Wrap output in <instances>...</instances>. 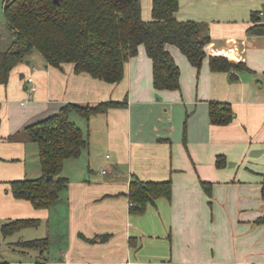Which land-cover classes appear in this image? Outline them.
<instances>
[{
  "label": "crops",
  "instance_id": "1",
  "mask_svg": "<svg viewBox=\"0 0 264 264\" xmlns=\"http://www.w3.org/2000/svg\"><path fill=\"white\" fill-rule=\"evenodd\" d=\"M260 1L180 0L177 18L202 23L212 38L201 68L167 45L181 69L180 90L154 87L144 46L115 83L77 74L72 63L51 66L43 56L12 71L0 84V231L17 219L40 224L3 236L4 253L22 256L10 264H264V34L249 33L264 24ZM224 53L247 64L237 80L210 68L209 56ZM105 101L125 105L89 119L71 114L90 139L85 178L65 175L69 187L47 209L15 198L12 181L43 175L39 147L25 137V128L69 103ZM211 101L232 105L229 124L211 123ZM104 166L110 173L100 172ZM135 177L171 180L172 197L131 213ZM57 210L66 218L64 239ZM99 236L107 238L91 241ZM34 239L50 244L21 246Z\"/></svg>",
  "mask_w": 264,
  "mask_h": 264
},
{
  "label": "trees",
  "instance_id": "2",
  "mask_svg": "<svg viewBox=\"0 0 264 264\" xmlns=\"http://www.w3.org/2000/svg\"><path fill=\"white\" fill-rule=\"evenodd\" d=\"M179 8L180 0H152L151 20H145L142 0H5V18L15 40L10 48L0 51V84H7L12 71L31 60L35 50L51 66L72 63L77 74L120 82L126 63L144 46L153 62L154 87L160 91L180 90L181 69L167 45L178 47L194 67L201 68L212 38L202 23L179 20ZM249 33L264 34V24L254 25ZM209 63L214 72H229L233 81L238 79V71L248 70L245 60L225 53L210 55ZM124 105L116 101L95 106L69 103L58 114L26 127L23 134L39 147L43 175L12 181L14 197L30 201L38 209L52 207L69 187V179L63 176L65 161L79 158L90 147L89 136L71 119V114L89 119ZM234 117L230 103L210 102L212 124L226 125ZM222 160L219 158V163ZM172 186L171 180L143 181L135 177L128 193L131 213H143L149 202L160 197L170 199ZM39 224V219H17L3 224L1 230L8 237ZM106 238L99 236L91 241ZM49 244L48 239L21 242L25 248L44 249Z\"/></svg>",
  "mask_w": 264,
  "mask_h": 264
},
{
  "label": "rangeland",
  "instance_id": "3",
  "mask_svg": "<svg viewBox=\"0 0 264 264\" xmlns=\"http://www.w3.org/2000/svg\"><path fill=\"white\" fill-rule=\"evenodd\" d=\"M252 4H255V0H251ZM143 3V14L147 15L150 17L151 15V0H142ZM264 3L263 1H260L259 7H262ZM4 6H5V0H0V51L6 50L12 46L14 43L15 37L13 32L11 31L6 18H5V13H4ZM262 10H264V6L262 7ZM42 58V55L40 54L39 51L35 50L33 55H32V65L37 64V62ZM81 128V127H80ZM87 135V133H85ZM88 150L84 151L83 154L77 158V159H70L68 160V163L65 165V170L63 173V176L70 177V179L74 180H83L85 176L87 175V169L89 165L88 161ZM40 164V163H39ZM34 169L38 168L36 164H33ZM41 165L39 166L38 169H40ZM95 168V167H94ZM102 170H105V173H110V168L109 166H104L101 168L100 172ZM103 174V173H102ZM71 180V181H72ZM59 212V221L61 224L60 225V232L59 236L64 239L67 236L64 235L67 233V224L65 222V216L62 212L57 210ZM3 233L0 231V242L2 241L3 238ZM22 256L19 254L15 253H4L3 248L0 246V262L1 261H10L13 259H21Z\"/></svg>",
  "mask_w": 264,
  "mask_h": 264
},
{
  "label": "built area",
  "instance_id": "4",
  "mask_svg": "<svg viewBox=\"0 0 264 264\" xmlns=\"http://www.w3.org/2000/svg\"><path fill=\"white\" fill-rule=\"evenodd\" d=\"M260 16H262L264 18V10L260 11ZM29 81L32 82L33 79L30 78ZM32 90H35V87H33Z\"/></svg>",
  "mask_w": 264,
  "mask_h": 264
},
{
  "label": "water",
  "instance_id": "5",
  "mask_svg": "<svg viewBox=\"0 0 264 264\" xmlns=\"http://www.w3.org/2000/svg\"><path fill=\"white\" fill-rule=\"evenodd\" d=\"M30 61H31V60H27V61H26V63H28V64H29V63H30ZM49 179H51V176H49Z\"/></svg>",
  "mask_w": 264,
  "mask_h": 264
}]
</instances>
